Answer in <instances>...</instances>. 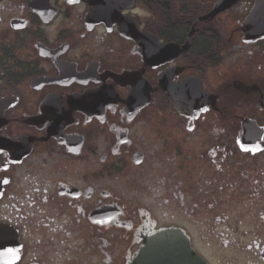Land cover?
Masks as SVG:
<instances>
[{
    "label": "flooded vegetation",
    "instance_id": "1",
    "mask_svg": "<svg viewBox=\"0 0 264 264\" xmlns=\"http://www.w3.org/2000/svg\"><path fill=\"white\" fill-rule=\"evenodd\" d=\"M221 1L134 0L97 22L89 0H0V264H131L165 228L206 264H264V38L243 31L264 0L200 20ZM124 19L189 49L148 65ZM166 72L203 110L175 108Z\"/></svg>",
    "mask_w": 264,
    "mask_h": 264
},
{
    "label": "water",
    "instance_id": "2",
    "mask_svg": "<svg viewBox=\"0 0 264 264\" xmlns=\"http://www.w3.org/2000/svg\"><path fill=\"white\" fill-rule=\"evenodd\" d=\"M71 1L79 2L84 0ZM240 1L241 0H222L215 5L214 10L209 16L201 18L200 20H212L218 15L229 11ZM133 2L134 0H89L91 8L89 20L97 22L106 21L108 19L115 20L120 16L123 10L132 6ZM261 7L263 8V6ZM260 12L262 11L259 7L253 10L243 25V31L246 35L245 43L247 44L264 38V17ZM128 20L129 19L126 21ZM122 31H130V29L123 28ZM194 31L195 30H193V33ZM135 32L137 35L133 36V39L140 45V54L143 56L148 65H153V63L157 64L158 61L160 66L173 62L179 57L182 51H187L189 49V43L184 47H180L179 45L173 43L159 44L158 38L139 33L136 29V25ZM147 42L151 44L153 43L154 47L159 44V46H157V48H159V58L157 51L153 53ZM168 75L169 72H166L165 75L161 77L160 84L168 94L171 103L182 114L190 115L195 111L203 110L205 102L202 100V91L199 93L198 97H195L194 103L191 101L192 98L186 97V91L193 80L182 81L180 84L171 85ZM174 75L175 74L172 71L171 77H174ZM262 104H264V101ZM246 135L247 129H245L244 138ZM142 160V155L136 156V164H140ZM145 238L146 241L144 243V247L137 255H135L131 264H206V262L193 251L188 238L185 236L184 232L179 229H162L153 232L150 236H146Z\"/></svg>",
    "mask_w": 264,
    "mask_h": 264
},
{
    "label": "rangeland",
    "instance_id": "3",
    "mask_svg": "<svg viewBox=\"0 0 264 264\" xmlns=\"http://www.w3.org/2000/svg\"><path fill=\"white\" fill-rule=\"evenodd\" d=\"M159 14H162L159 12ZM164 158H166V156H164ZM152 158L150 157V160ZM152 163V161H151ZM151 164L147 162L146 165H144L142 168L140 169H134L132 171V174H130L129 177H127V182H124L125 184V188L123 189H126V190H138L139 189V185H136L135 183V180L134 179H138L139 176H142V175H145L146 177L150 174V169H151ZM134 177V178H133ZM148 182V183H147ZM153 182L152 181H146V184H147V187H149ZM152 192H154V190L152 189ZM153 195V193H152ZM151 194L150 196H146L144 200H149L151 201L152 199L150 197H153ZM166 211H167V207L163 208H159L156 212L158 213L157 216L160 217V219L162 220V223L167 225L168 224V215H166ZM181 218V217H179ZM182 222V221H181Z\"/></svg>",
    "mask_w": 264,
    "mask_h": 264
}]
</instances>
